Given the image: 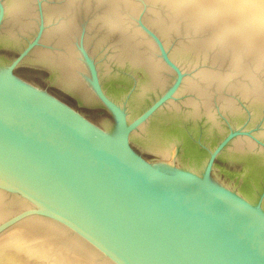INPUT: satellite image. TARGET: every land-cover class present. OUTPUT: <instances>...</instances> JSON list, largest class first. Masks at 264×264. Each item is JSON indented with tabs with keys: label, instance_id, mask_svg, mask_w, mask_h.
Masks as SVG:
<instances>
[{
	"label": "water",
	"instance_id": "95a60500",
	"mask_svg": "<svg viewBox=\"0 0 264 264\" xmlns=\"http://www.w3.org/2000/svg\"><path fill=\"white\" fill-rule=\"evenodd\" d=\"M0 264H264V0H0Z\"/></svg>",
	"mask_w": 264,
	"mask_h": 264
}]
</instances>
